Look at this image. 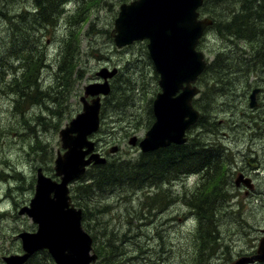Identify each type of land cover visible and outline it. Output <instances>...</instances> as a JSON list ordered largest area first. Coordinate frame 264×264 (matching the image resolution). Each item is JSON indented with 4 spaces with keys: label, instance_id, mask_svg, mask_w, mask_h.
Wrapping results in <instances>:
<instances>
[{
    "label": "rangeland",
    "instance_id": "obj_1",
    "mask_svg": "<svg viewBox=\"0 0 264 264\" xmlns=\"http://www.w3.org/2000/svg\"><path fill=\"white\" fill-rule=\"evenodd\" d=\"M130 1L101 0L80 4L71 1L56 26L32 33L39 42L38 49L44 43L42 51L47 66L39 73L41 87L53 91L54 69L60 53L68 35L78 31L75 71L81 79L70 89L59 116L52 117L46 115L47 112L42 115L44 106L29 108L26 114L15 112V97L6 84L16 72L17 61H9L10 68L0 73V264H4L3 256L21 254L19 233L35 230L31 220L19 212L24 206L28 207L33 198L36 171L41 169L45 176L54 179V160L61 149L58 132L81 112L79 98L84 87L102 83L96 76L102 69L115 70L116 74L109 79V95L102 99L100 127L89 140L95 142L98 154L116 165L134 162L141 154L137 145L131 147L128 141L133 136L138 140L144 138L154 121L152 114L151 122H148L150 108L152 113L151 102L160 89L154 79L153 67L146 61L142 49L138 46L117 49L106 34L112 30L119 6ZM211 2L210 6L218 15L225 16L233 10L230 1L217 6ZM31 8L30 2L26 1L23 10L28 12ZM79 9L80 19H74L73 26L72 17ZM201 16L204 15L201 13ZM3 20L0 17V49L8 48L7 41L13 44ZM23 29L18 27L19 32L14 34H22ZM141 43L146 44L145 41ZM226 45L231 46L229 50L234 53L237 51L236 44L226 42ZM239 45L247 52V60L250 56L258 58V53L248 45L243 42ZM200 46L208 65L219 58L220 74L224 77L208 73L196 82L200 94L195 97L193 106L208 126L201 129L196 124L187 131V137L198 135L196 139L201 144L216 147L223 159L234 161L229 172V185L225 187L228 196L217 210L219 248L206 260L194 258L196 222L186 201L200 181L195 175L192 178L181 175L161 186L166 192L154 187L135 191H97L84 209L80 208L86 233L90 237L95 234L100 244L110 238L121 250L122 254L116 258L117 264H228L239 256L252 254L261 236L260 230L264 228V67L245 78L225 66L227 62L235 64L237 57L233 53L225 63L224 52L214 35L206 33ZM246 66L247 63L241 62V69ZM255 88L259 92L251 109L248 97ZM209 89L213 92L207 93ZM195 101L199 107L195 106ZM40 115L43 119L37 120ZM37 141H41L42 146L31 148ZM111 149L115 151L111 153ZM94 173L96 169L89 167L86 177L71 184L72 199L76 189L87 184V178ZM238 174L251 179L253 188L235 187ZM111 232L115 238L109 236ZM95 243L92 240L94 253ZM27 264L53 262L40 251ZM93 264H103L102 259L97 258Z\"/></svg>",
    "mask_w": 264,
    "mask_h": 264
},
{
    "label": "trees",
    "instance_id": "obj_2",
    "mask_svg": "<svg viewBox=\"0 0 264 264\" xmlns=\"http://www.w3.org/2000/svg\"><path fill=\"white\" fill-rule=\"evenodd\" d=\"M26 1H29L32 7L28 12L23 10ZM71 1L80 4V2L95 3L101 0H0V17L4 19L8 38L11 35V43H13L11 45L7 41L8 48L0 49V73L7 72L6 68H10L11 63L17 61L16 72L12 79L7 82L6 87L14 95V110L20 115L22 112L26 114L29 108L44 106L42 115L47 112L46 115L59 116L60 110L68 99L70 89L73 88L77 80L81 79L75 71L79 47L77 30L68 35L65 48L61 51L60 59L55 65V85L51 88L53 91L41 87L39 73L47 66L46 57L42 51L44 43L42 48L38 49L39 42L32 37V33L37 30L56 26L64 14L65 4ZM223 1H230L233 4V10L228 11L225 16L218 15L213 11L210 0H204L200 12L213 22L206 33H211L216 37L220 49L224 52L225 63L234 53L229 50L231 46H227L226 42L236 44L237 51L234 54L237 61L235 64L227 62L225 66L229 71L232 69L234 74L239 73L248 78L252 71L256 73L259 67H264V0H212L211 4L217 6ZM16 8L17 10H15ZM80 10L72 17L73 26H75L74 19H80ZM8 12H12L11 15ZM83 21L84 18L81 22ZM20 26L24 28L21 31L22 34L15 35L14 33L19 32L18 27ZM240 42L248 45L252 51H256L258 58L250 56L247 60L245 56L248 54L245 49L240 47ZM134 46L142 49L146 61L152 67L146 44L137 42L129 47ZM257 59L259 60L255 63ZM218 60L207 65L202 74L203 78L208 73H213L216 77L222 76ZM241 62L247 63L248 66L241 69ZM154 79L155 81L158 79L155 72ZM211 92L213 91L209 89L207 93ZM195 106L199 107L198 101H195ZM150 118L152 119L151 108L148 122H151ZM42 119L41 115L37 116V120ZM197 125L201 126L202 129L207 127L208 123L205 124L204 117L200 115ZM57 126L56 124L55 128ZM197 136L189 137L183 145H170L153 152L141 153L134 162L116 165L114 162L107 161L105 165L92 167L96 169V173L91 177L87 176L89 177L87 184L76 189L73 198L75 206L83 210L84 206L91 200L90 197L97 191H121L123 189L135 191L154 187L160 192H166L161 188L165 182L175 180L181 175L188 177L196 174L195 176L200 183L189 193L186 201L196 222L193 235L194 258L206 260L209 256H214L220 242L216 221L217 210L228 196L225 187L229 185V172L234 161L232 159L227 160V158L223 159L222 153L216 147L201 144L196 139ZM41 146V141H37L31 145V148L36 147L38 149ZM156 205L158 204H151V206ZM84 221L82 215L83 225ZM109 236L115 238L112 232ZM91 239L93 242H97L94 248L95 254L97 258L102 259L103 264H117L116 258L122 253L120 249L115 247L110 238H105L106 241L101 244L95 234H92Z\"/></svg>",
    "mask_w": 264,
    "mask_h": 264
},
{
    "label": "water",
    "instance_id": "obj_3",
    "mask_svg": "<svg viewBox=\"0 0 264 264\" xmlns=\"http://www.w3.org/2000/svg\"><path fill=\"white\" fill-rule=\"evenodd\" d=\"M202 4L203 0H133L120 6L113 22L110 36L117 48L135 41H148V54L159 76L161 91L152 105L155 121L139 142L143 153L185 143L186 130L199 117L192 107V99L199 92L193 85L206 62L196 47L205 29L212 25L211 19L199 18ZM114 74L115 71L108 73L104 69L97 73L104 82L84 87L79 99L82 112L58 132L64 152L57 153L54 172L60 182L52 181L37 169L33 198L28 207L19 212L25 214L36 229L17 235L22 254L3 257L5 264H24L41 250L47 251L54 264H93L96 261L92 239L81 224L82 211L71 204L68 184L79 178L86 166L106 162L94 152L95 144L89 137L99 129L100 96L109 94L107 80ZM256 93L254 90L250 94V108L255 106ZM87 97L92 99L88 102ZM135 141L133 137L129 144L134 146ZM240 183L252 188L250 180L242 175L235 185ZM260 234L254 253L238 257L229 264L264 263V228Z\"/></svg>",
    "mask_w": 264,
    "mask_h": 264
},
{
    "label": "bare ground",
    "instance_id": "obj_4",
    "mask_svg": "<svg viewBox=\"0 0 264 264\" xmlns=\"http://www.w3.org/2000/svg\"><path fill=\"white\" fill-rule=\"evenodd\" d=\"M9 1V0H8ZM81 3V2H80ZM64 11V10H63ZM77 13V12H76ZM37 29V28H36ZM128 65V64H127ZM134 87V86H133ZM127 93V92H126ZM127 95V94H126ZM132 97V96H131ZM258 122V121H257ZM264 146V145H263ZM185 158V157H184ZM190 176V175H189ZM36 179V178H35ZM153 224V223H152ZM12 255V254H11Z\"/></svg>",
    "mask_w": 264,
    "mask_h": 264
},
{
    "label": "flooded vegetation",
    "instance_id": "obj_5",
    "mask_svg": "<svg viewBox=\"0 0 264 264\" xmlns=\"http://www.w3.org/2000/svg\"><path fill=\"white\" fill-rule=\"evenodd\" d=\"M57 181H59V179H56ZM72 199V198H71ZM46 251V250H45ZM45 251H43L44 253H46ZM47 254V253H46ZM4 257V256H3ZM27 262V261H26Z\"/></svg>",
    "mask_w": 264,
    "mask_h": 264
}]
</instances>
